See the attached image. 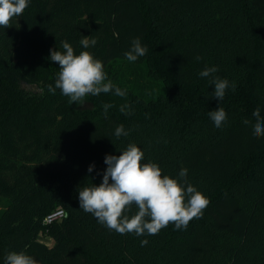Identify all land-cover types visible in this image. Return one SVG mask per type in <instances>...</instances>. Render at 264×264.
<instances>
[{"label": "trees", "instance_id": "trees-1", "mask_svg": "<svg viewBox=\"0 0 264 264\" xmlns=\"http://www.w3.org/2000/svg\"><path fill=\"white\" fill-rule=\"evenodd\" d=\"M10 23L0 27V264L13 251L37 264H264V136L253 135L255 109L264 122V0H29ZM84 37L97 44L83 48ZM136 38L147 53L132 62ZM63 41L100 60L126 95H88L93 110H81L50 93V52ZM213 66L230 84L221 101L199 75ZM120 125L128 134L117 138ZM129 144L164 175L187 169L180 182L210 201L202 218L138 237L79 208V190L99 186L105 157ZM59 209L66 216L45 225Z\"/></svg>", "mask_w": 264, "mask_h": 264}, {"label": "clouds", "instance_id": "clouds-1", "mask_svg": "<svg viewBox=\"0 0 264 264\" xmlns=\"http://www.w3.org/2000/svg\"><path fill=\"white\" fill-rule=\"evenodd\" d=\"M28 4L29 0H0V27H11L12 19L23 14ZM80 44L87 49L95 46L97 40L84 37ZM62 48L63 52H50V61L59 65L55 87L51 84L48 86L50 93L54 94L56 89H60L72 104H83L88 95L97 96L113 90L116 96L126 95L124 90L113 85L104 71L103 63L89 51H81L76 55L67 41L62 42ZM146 53L147 47L142 46L139 38H136L125 57L134 62ZM218 70L213 66L199 75L211 77L210 84L214 85L211 96L221 101L230 84L227 79L214 75ZM231 87H235L234 82ZM111 107V104L103 105L105 113ZM128 107L122 105L120 111L126 113ZM253 116L256 117L253 135L258 138L264 136V122L261 121L259 108L254 110ZM209 117L219 128L226 121L227 113L218 107L209 112ZM243 123L247 125L250 121L244 120ZM127 134L123 125L115 129L117 138ZM143 158L144 152L135 144H129L119 156L107 155L104 160L107 168L100 185L85 186L79 190V208L91 213L109 230L119 234L134 233L138 237L156 235L169 224H174L176 230H186L191 220L202 218L210 201L191 184L180 182L187 176V169L180 170L179 178H172L162 174L157 163L142 162ZM93 167L91 165L88 171L91 172ZM133 206L137 211L129 216ZM147 243L146 239L141 241L142 246ZM5 264H37V261L24 252L13 251L6 256Z\"/></svg>", "mask_w": 264, "mask_h": 264}, {"label": "rangeland", "instance_id": "rangeland-1", "mask_svg": "<svg viewBox=\"0 0 264 264\" xmlns=\"http://www.w3.org/2000/svg\"><path fill=\"white\" fill-rule=\"evenodd\" d=\"M25 89L29 92H40L38 89H36L35 87H31V86H24ZM77 108L81 109V110H93V104L92 102H90L87 99H84L83 104H77ZM50 226V225H47ZM39 240L45 244H47L48 246L53 245V241L52 239L44 236L43 234L40 235Z\"/></svg>", "mask_w": 264, "mask_h": 264}, {"label": "built area", "instance_id": "built-area-1", "mask_svg": "<svg viewBox=\"0 0 264 264\" xmlns=\"http://www.w3.org/2000/svg\"><path fill=\"white\" fill-rule=\"evenodd\" d=\"M65 216H66L65 211L59 209L54 213L50 214L49 216H47L44 223L45 225H52L53 223L62 220Z\"/></svg>", "mask_w": 264, "mask_h": 264}]
</instances>
